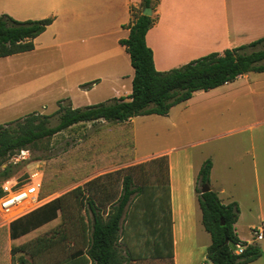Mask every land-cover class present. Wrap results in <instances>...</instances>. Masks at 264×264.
<instances>
[{"label":"crops","instance_id":"crops-1","mask_svg":"<svg viewBox=\"0 0 264 264\" xmlns=\"http://www.w3.org/2000/svg\"><path fill=\"white\" fill-rule=\"evenodd\" d=\"M140 3L1 0L0 15L17 21H52L32 41L31 51L0 58V124L36 112L32 108L38 95L60 80L70 81L73 73L79 74L74 90L98 81L90 90H79L84 97L100 85L111 92L109 99L128 96L133 68L119 40L127 38L131 8H140ZM154 14L157 20L146 32L145 44L157 71L264 37V0H159ZM56 70L63 74L59 79L45 76ZM77 98L67 99L71 108H78ZM85 124L118 127L113 132L130 139L129 155L100 166L71 162L63 191L11 220L0 211V264H20V258L32 264L27 256L42 254L48 264H96L88 255L93 214L108 220L122 194V177L114 173L139 164H146L147 178L155 173L159 182L148 184L126 204L114 244L116 264H200L207 259L211 239L202 225L196 192L205 160L211 162L210 190L222 204L237 205L234 232L239 241H247L246 232L249 235L250 228L264 221V72H249L208 91H196L165 116L85 122L67 129ZM95 136L104 142L99 133ZM162 157L165 167L152 162ZM61 195L63 211L57 210L53 219L40 225L45 216L38 209ZM243 217L245 226L239 227ZM44 237L49 239L47 250L11 255L12 248ZM248 264H264V257L261 254Z\"/></svg>","mask_w":264,"mask_h":264},{"label":"trees","instance_id":"trees-1","mask_svg":"<svg viewBox=\"0 0 264 264\" xmlns=\"http://www.w3.org/2000/svg\"><path fill=\"white\" fill-rule=\"evenodd\" d=\"M158 1L141 0L139 13L136 16L130 13L127 38L119 40L133 68L131 93L79 108H71L68 104L64 105V100H60L57 102V110L51 115L32 112L0 124V162L44 139H50L74 124L101 120L122 123L136 116L151 114L165 116L171 107L188 100L196 91H208L249 72H264V37L247 45L209 53L167 71L155 70L152 51L145 44V34L157 20L154 11ZM143 8H150L152 15H142ZM51 21V18L17 21L6 14L0 15V58L31 51L32 41ZM53 116L57 117V123L50 126V118ZM127 127H130V123H127ZM152 162L166 166L165 157L154 159ZM145 165L139 164L115 172V176L122 177V194L117 204L106 222L97 214H93L88 255L96 264L118 263L114 244L126 204L132 195L142 192L146 184L159 182L155 173L146 177ZM10 169L11 166L7 165L0 170V178L3 181L11 177ZM210 169L211 162L205 160L196 178L201 221L211 239L206 257L211 264L251 263L261 256L257 244L248 245L240 254L233 253V245L239 241L234 232L238 217L237 205L222 204L217 194L211 190L201 193L200 188L209 183ZM154 171L153 169L152 172ZM89 192L90 200H93V195ZM63 197L61 195L38 209V212L45 216L40 225L53 219L57 210L63 211ZM48 242L47 237L38 238L30 244L12 248L10 252L12 256L17 252L32 256L47 250ZM19 263L26 264V261L20 258Z\"/></svg>","mask_w":264,"mask_h":264},{"label":"rangeland","instance_id":"rangeland-1","mask_svg":"<svg viewBox=\"0 0 264 264\" xmlns=\"http://www.w3.org/2000/svg\"><path fill=\"white\" fill-rule=\"evenodd\" d=\"M140 10L141 7L138 9L131 8L132 15L136 16ZM46 75H56L57 79H59L60 75L63 74H60L56 70L45 74V76ZM69 78L71 80L68 82L60 80L56 82V84L43 90L41 95H38L40 101L39 98H37L32 109L40 114L43 113L44 115H51L57 110L58 101L64 100V105H66L69 103L67 100L69 97L73 96L74 98H77L74 95L80 96L76 100L77 103H79L78 108L94 105L95 103L97 104L98 101H101L99 103H103L112 99L107 98L111 92H108V88H106L105 85L98 86L91 91L87 97H84L79 90H90L92 85H96L98 81L94 80L93 84H91L92 82L81 84L78 86L79 90H74L72 84L74 81L79 80V74H70ZM122 91L123 90H121V93ZM56 123L57 117H51L49 125L54 126ZM117 128L98 127L96 125L85 124L74 127L73 129H66L50 139H44L36 145L28 147V149L23 150V153L20 151L13 157L0 162V170L9 165L11 166L10 178L14 177L19 181L24 180V182L29 174L34 171H38L42 174V185L38 195V200L35 204H31L33 206H28V210H30L41 200H47L48 197L54 195L55 193L63 191L65 170L71 162H75L77 164L85 161L93 165L95 164L100 166L102 164L104 165L107 163H117L123 161L131 151V143L130 139L128 140V137L121 136L118 132H113V129L118 131ZM98 133L100 134L102 141H104L103 143H99L98 140H95V134ZM111 139L113 140L111 141ZM104 143H107L108 146H105ZM71 145L73 146V152L70 151ZM113 149H115L114 151H117V153H113ZM119 159L123 160L119 161ZM2 182L3 180L0 178V185ZM145 188H147V184L144 186V189ZM11 213L13 212L11 211L6 215ZM246 218L247 217H243V221L239 222V227L245 226L244 220H246ZM259 223L260 221L257 222V224ZM245 235L247 236V239L250 240L248 231ZM257 246L264 257V240L259 241ZM18 255L19 254L17 253L14 258H17ZM44 255L45 254L39 255V257L37 256L34 259L28 257L27 255L25 256H27V263L29 260H32V264H48L45 261L46 257H44Z\"/></svg>","mask_w":264,"mask_h":264},{"label":"built area","instance_id":"built-area-1","mask_svg":"<svg viewBox=\"0 0 264 264\" xmlns=\"http://www.w3.org/2000/svg\"><path fill=\"white\" fill-rule=\"evenodd\" d=\"M23 153V151H21ZM42 185V174L34 171L23 181L12 177L0 185V211L4 214L15 212L35 204ZM250 240L238 241L233 245V253L240 254L248 245L257 244L264 240V221L249 229ZM200 264H208L207 259Z\"/></svg>","mask_w":264,"mask_h":264},{"label":"water","instance_id":"water-1","mask_svg":"<svg viewBox=\"0 0 264 264\" xmlns=\"http://www.w3.org/2000/svg\"><path fill=\"white\" fill-rule=\"evenodd\" d=\"M141 14L144 16H151L152 11L150 8H143L141 11ZM200 190H201V193H205V192H208L210 190V188H209L208 184H205L200 188ZM222 224L223 223H221V225Z\"/></svg>","mask_w":264,"mask_h":264},{"label":"bare ground","instance_id":"bare-ground-1","mask_svg":"<svg viewBox=\"0 0 264 264\" xmlns=\"http://www.w3.org/2000/svg\"><path fill=\"white\" fill-rule=\"evenodd\" d=\"M31 206H33V205H31ZM28 209H29V207L24 208V209H21V210H17V211H15V212L11 213V214L6 215V216L4 217V219H5V220H11L12 218H14V217H16V216H18V215H20V214H22V213L28 211Z\"/></svg>","mask_w":264,"mask_h":264}]
</instances>
